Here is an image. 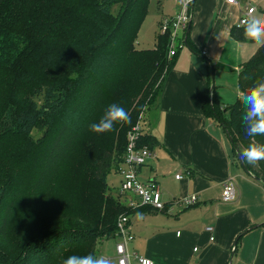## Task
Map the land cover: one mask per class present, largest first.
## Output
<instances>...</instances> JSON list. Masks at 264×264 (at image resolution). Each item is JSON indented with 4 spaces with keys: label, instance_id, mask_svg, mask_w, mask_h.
Segmentation results:
<instances>
[{
    "label": "trees",
    "instance_id": "1",
    "mask_svg": "<svg viewBox=\"0 0 264 264\" xmlns=\"http://www.w3.org/2000/svg\"><path fill=\"white\" fill-rule=\"evenodd\" d=\"M149 3L0 0V264H62L70 254H96L95 241L102 235L114 236L119 215L127 214V206L113 197L105 179L122 162L126 132L142 105L159 95L173 64L166 35L158 34L150 49L134 45ZM231 35L242 41L245 27L234 26ZM187 36L186 32L189 47ZM123 55L140 66L163 68V80L155 87L154 78L147 77L135 91L139 99L128 113L129 121L118 124L109 147L100 149L85 176L68 185L61 178L63 168L96 122ZM261 78L264 43L242 63L239 91ZM210 94L204 113L231 138L238 161L250 143L242 123L243 106L236 99L226 117L227 109H218ZM127 98H122L125 104ZM34 130L42 132L40 137L30 136ZM143 134L139 142L149 146V137ZM256 140L264 143V137ZM241 162L264 184V160L256 165ZM47 219L71 220L75 225L54 231V223L48 225Z\"/></svg>",
    "mask_w": 264,
    "mask_h": 264
},
{
    "label": "crops",
    "instance_id": "2",
    "mask_svg": "<svg viewBox=\"0 0 264 264\" xmlns=\"http://www.w3.org/2000/svg\"><path fill=\"white\" fill-rule=\"evenodd\" d=\"M164 1L157 2L158 27L162 17L177 11L174 0L164 11ZM240 4L225 0H194L192 4L189 47L172 58L154 109L145 118L148 130L141 127L142 133L149 134V148L155 156L138 168L137 176L157 184L165 208L153 210L139 205L135 195L122 194L132 235L126 243L130 255L148 257L154 264H264V184L234 158L227 133L203 110L211 92L224 112L218 102L223 90L211 85L210 77L220 80L229 72L232 77L237 73L238 83L242 63L261 44L253 47L246 34L242 41L232 37V28L240 26L239 17L249 7ZM210 68L214 75L210 76ZM238 91L237 84V95ZM176 173L182 179H176ZM227 179L237 189L232 202L221 200L222 183ZM193 194L197 203L186 206L183 199ZM131 202L136 205L129 206ZM207 226L213 227L212 233L205 230ZM119 241L115 235L100 239L96 254L118 264L115 244ZM129 264L139 263L131 256Z\"/></svg>",
    "mask_w": 264,
    "mask_h": 264
},
{
    "label": "rangeland",
    "instance_id": "3",
    "mask_svg": "<svg viewBox=\"0 0 264 264\" xmlns=\"http://www.w3.org/2000/svg\"><path fill=\"white\" fill-rule=\"evenodd\" d=\"M241 4V6L248 5L249 7L252 6L255 8L256 12H264V0H238ZM157 2L159 3V0H150L149 7L147 10V13L139 27V31L137 33L136 39L134 41V45L137 49H150L153 47L155 34L159 31L157 18L159 13V7L157 6ZM250 2V4H248ZM72 1H70V4ZM171 0L164 1V8L163 10H167L168 6L171 5ZM247 35V33H245ZM248 39L250 40V43L253 45V47L259 45L260 43H257V41L247 35ZM186 48V46L183 47V50ZM122 61L120 62V65L117 67L115 73L113 74L110 82L108 83L106 92L104 94V102L102 109L99 112L98 118L103 114L105 108L107 105L111 103H118L122 107H125V109H128V113H130L131 109H133L135 105V101L139 99V96L135 94V91L140 88V85L147 80V77L152 76L154 78V86L158 85V83L162 82L163 76H164V69L161 67H155L153 64L149 66H140L138 64H134L133 62L129 61V58L122 56ZM210 70V76L215 74V72L211 68ZM157 74V75H156ZM211 85L217 86V89L223 90V93L218 98L219 105L224 106V109H227V111L224 113V115L227 117L228 110L231 105L236 101L237 97V73H235V76L232 77L231 73H227L221 77L220 80L217 79V77H210ZM213 80V83H212ZM215 80V82H214ZM152 81V80H151ZM217 90L215 89V92ZM149 94V93H148ZM146 94L145 96H147ZM136 98H134L135 96ZM128 96V101L125 104V101H123L122 98ZM150 96V95H149ZM134 98V99H133ZM157 101V98H153L149 103H144L142 105L139 115L137 116V119L134 123H140L141 127L145 130H148V124L145 121V118L147 119L155 106V102ZM96 120V121H97ZM119 127L117 124L113 131L105 134H94L88 130V132L85 134L83 139L81 140L78 148L75 150L73 157L69 159V161L66 163V165L63 168V171L61 173V178L66 181V184L70 185L73 183V181L81 180L83 178L89 168V164H91L94 157L99 155V151L101 148H108L110 137L113 135L115 129ZM118 129V128H117ZM42 132L34 130L32 131V134L30 135L32 138L40 137ZM143 135L146 137H149V134L147 132L143 131ZM117 134V133H116ZM128 134V131L126 132V136ZM118 178L116 175V172L114 169H111L110 172L107 174L105 182L107 186L111 189L110 193L118 199L122 204L127 200L125 196L122 194L120 195L119 191V185H118ZM128 194V193H127ZM50 201L44 202V207H41L42 210L46 209ZM48 225L53 222L54 223V231L57 229H63V228H69L73 225H75V222L71 220H46ZM13 228H15L17 224V219L13 220ZM110 235H102L99 239H97L95 242L98 245V241L100 239L106 238L111 236ZM96 245V248H97Z\"/></svg>",
    "mask_w": 264,
    "mask_h": 264
},
{
    "label": "built area",
    "instance_id": "4",
    "mask_svg": "<svg viewBox=\"0 0 264 264\" xmlns=\"http://www.w3.org/2000/svg\"><path fill=\"white\" fill-rule=\"evenodd\" d=\"M176 2L177 11L171 16H164L159 22V34L168 37L167 55L169 58L174 57L185 44V33L191 18V8L194 0H190L186 5H182L179 0ZM228 3L238 4L237 0H225ZM245 12L239 17L238 25L243 26L245 18L255 10L254 7H245ZM205 55V51L201 52ZM142 129L140 123H136L128 131L126 136V146L122 162L115 169L120 177L119 191L123 193H131L138 199L139 205L150 207L153 210L163 211L165 204L161 201L160 192L157 184L153 182H143L138 176V168L144 165L147 159L152 158L155 154L151 151L148 145L140 144V136ZM176 179H182L181 173H176ZM237 198L236 185L231 179H227L222 183L221 200L223 202H232ZM195 194L185 197L183 203L186 206L195 205L197 203ZM136 205L131 202L129 206ZM205 230L212 233L213 227L207 226ZM179 232H177L178 234ZM115 236L121 238V241L116 242L115 252L118 264H129L131 256L139 264H154V262L145 256L136 254L130 255L126 250V243L132 240L130 233L129 221L126 215L120 214L116 222ZM213 240V235L210 236ZM196 250V249H195Z\"/></svg>",
    "mask_w": 264,
    "mask_h": 264
},
{
    "label": "clouds",
    "instance_id": "5",
    "mask_svg": "<svg viewBox=\"0 0 264 264\" xmlns=\"http://www.w3.org/2000/svg\"><path fill=\"white\" fill-rule=\"evenodd\" d=\"M186 5L190 0H179ZM245 32L257 41L264 43V12L253 10L244 21ZM236 99L243 106L242 123L250 143L240 152V158L252 165L264 160V143L256 137H264V78L254 82L247 90L238 91ZM129 121L128 112L118 103L107 105L103 114L96 122L89 125V131L94 134H105L113 131L117 124ZM140 216V213H136ZM62 264H111L109 258L95 253L70 254L63 259Z\"/></svg>",
    "mask_w": 264,
    "mask_h": 264
},
{
    "label": "water",
    "instance_id": "6",
    "mask_svg": "<svg viewBox=\"0 0 264 264\" xmlns=\"http://www.w3.org/2000/svg\"><path fill=\"white\" fill-rule=\"evenodd\" d=\"M189 28H190V20H189V23H188V26H187V29H186V32L188 33V31H189ZM228 138H229V141H230V144L232 143V140H231V138L228 136ZM237 159H238V161H239V163L242 165V167L246 170V168H245V166L242 164V162H241V158H240V156L238 155L237 156ZM256 180H259V178H257V177H254Z\"/></svg>",
    "mask_w": 264,
    "mask_h": 264
}]
</instances>
